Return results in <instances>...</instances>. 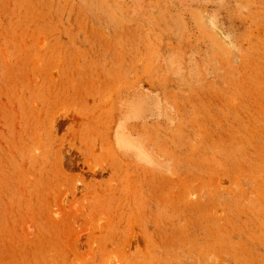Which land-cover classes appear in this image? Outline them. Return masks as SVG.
Segmentation results:
<instances>
[{
    "label": "rangeland",
    "instance_id": "obj_1",
    "mask_svg": "<svg viewBox=\"0 0 264 264\" xmlns=\"http://www.w3.org/2000/svg\"><path fill=\"white\" fill-rule=\"evenodd\" d=\"M0 264H264V0H0Z\"/></svg>",
    "mask_w": 264,
    "mask_h": 264
}]
</instances>
